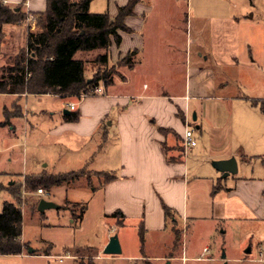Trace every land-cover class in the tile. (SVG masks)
I'll return each mask as SVG.
<instances>
[{
  "label": "crops",
  "instance_id": "1",
  "mask_svg": "<svg viewBox=\"0 0 264 264\" xmlns=\"http://www.w3.org/2000/svg\"><path fill=\"white\" fill-rule=\"evenodd\" d=\"M128 1L108 0L106 11L108 10L114 18L118 6ZM3 2L9 7H21L25 13L29 11L35 15L44 12L47 8V0H3ZM166 2V0H139L134 14L125 18V24L131 31H120L121 44L117 46L113 42L110 53L111 57L123 58L135 50L132 55L133 66L126 65L133 75L132 78H135L137 73L147 72L155 78H165L169 86L163 85L158 80L143 81L142 84H138L134 79L129 80L125 72L121 78H114V83L104 89L103 94L90 95L80 100L75 110L70 108L72 101L67 96L51 93H0L11 98L12 106L17 98L21 104L23 98L33 95L39 100L46 96H55L66 102L65 106L60 108L46 106L43 102L36 106L26 104L23 107L22 116L27 118L26 130L29 135L33 134L30 145L38 153L33 159L34 166L31 168L33 171L49 166L52 169L50 172L56 173L58 162L63 165H66L67 161L70 163L69 160L62 161V159L72 160L78 149L91 142L92 155L85 160L83 167L115 174L113 180L104 184L102 182L98 187L102 192V219L108 221V227L111 228V232L104 236L99 246H87L92 248L91 250L94 251L92 257L98 261L112 258L166 264L170 260L172 264L176 257L182 261H188L189 258L196 259L189 257L192 249L184 234V225L189 222V205L192 202L199 204L204 202L199 187H191L189 173L192 167L212 169L214 166L217 169L214 165L215 161L235 157L239 167L248 164L252 165V169L258 166L259 169H264V112L260 106V102H264V95L242 96L231 92L229 82L222 77L221 80L212 81L208 85L205 79L209 76L204 74L206 71L202 66L199 67L201 71L195 74L192 73L191 68L189 71L186 68L185 83L181 84L180 88H176L172 80L174 75L178 74L175 73L172 63L192 60L189 48L191 40L187 37L179 43V39H174L172 34L160 37L152 34L151 25L156 15L165 16L169 13L166 9L168 7L164 6ZM209 23L213 32L212 46L219 48L215 54L217 64L230 69L240 66L239 56L242 45L239 18L213 16ZM163 24L165 28L162 29L165 31L167 23L163 22ZM10 26L6 41L11 45V49H15L17 44L20 45L17 43L19 34L21 41L25 40V27L22 23ZM176 31L180 32V29L177 28ZM127 39L130 43L125 48ZM185 45L184 52L182 47ZM82 53L84 52H78L76 57L81 54L80 59H84ZM199 55L205 60L209 58L202 52ZM159 62L162 63L160 66ZM155 63L157 70L154 67ZM117 80L123 84H118ZM207 99L218 102L213 110V122L206 125L208 133L210 135L211 132L213 133V137H209L207 141L209 148L205 150V147H200L197 133L191 127L197 145L186 150L183 143L186 118L188 116L191 126V112H193V118L194 114L196 115L195 123L198 124L195 128L201 129L207 120L205 108L199 113L195 109L199 103L202 104ZM254 100L259 101V104L255 105ZM72 111H78L79 118L75 121L66 120L65 116ZM11 128L15 131L13 124ZM112 140L115 143L113 150L108 148V143ZM198 159H201L202 164H196L195 161ZM209 159L214 162L208 168L205 163ZM221 173L223 175V172ZM223 177L227 176L223 175ZM245 180L251 181L254 187L244 199L253 209L254 215L264 219V174L259 177H237L238 183ZM77 182L72 185H76ZM69 185L71 187V184ZM70 187L66 186V188ZM218 187H215L217 190L213 193L232 189L222 184ZM98 188L92 189L93 195L98 192L95 190ZM163 204L173 210L172 217L167 218ZM116 211H121L124 218L111 216ZM190 218L196 222L201 217L195 214ZM129 223H133V227H136L139 238L140 228L144 227V243L141 241L143 254L133 252L130 235L122 230ZM180 225L183 226L182 244L178 252L181 254L171 256L175 249L174 230ZM166 232L169 238L161 241L163 252H154L153 241L152 245L150 244L151 239L163 237ZM113 234L119 237L122 253L105 255L103 249ZM259 238L258 245L260 249L263 247V250L260 251L259 256H253L251 246V251L246 252L247 264H264V236L260 235ZM206 247L207 245L203 247V252Z\"/></svg>",
  "mask_w": 264,
  "mask_h": 264
},
{
  "label": "rangeland",
  "instance_id": "2",
  "mask_svg": "<svg viewBox=\"0 0 264 264\" xmlns=\"http://www.w3.org/2000/svg\"><path fill=\"white\" fill-rule=\"evenodd\" d=\"M166 1L164 6L168 7L166 9L169 13L165 16L156 15L151 25L152 34L155 37L172 34L174 39H179V43H182L187 37L191 40L189 48L192 60L172 63L175 73L178 74L174 75L172 80L176 88H180L181 84L184 85L186 68L188 71L191 68L192 73L195 74L201 71L199 67L202 66L206 71L204 74L209 76L205 79L208 81V85L212 81L221 80L220 77H222L226 82H229L231 92L242 96L260 97L264 95V0ZM107 8L108 0H94L91 4L92 12H104ZM213 16L237 17L241 21L239 28L242 45L239 56L241 63L237 68L230 69L217 64L215 54L219 48L216 49L212 46L213 32L209 23ZM36 17L34 30L29 29L25 20L21 22L25 27V40L22 42L19 34L17 43L20 45L17 44L15 49H11V45L6 41L9 26L13 24L2 25L0 76L2 71L12 67L16 58L24 50L26 51L28 34L30 31L39 29L40 16L37 15ZM163 22L167 23L165 31L162 29L164 27ZM177 28L180 29V32L176 31ZM129 43V39H127L124 47L126 48ZM182 49L185 52L186 45ZM102 51L82 53V57L86 60L87 75H92L98 69L99 63L95 59ZM200 52L209 58L205 60L203 56L200 57ZM80 57L81 54H78L77 58ZM122 59L119 56H112L110 59L109 67L114 71L113 78L119 79L126 72L129 80L134 79L138 84H142L143 81L158 80L163 85H168L165 78H155L147 72L137 73L135 78H132L133 75L127 69L129 67L123 63ZM158 64L160 66L162 63L159 62ZM154 67L156 70L158 69L157 63ZM117 83L123 84L120 80H117ZM66 96L70 101L79 103V97L76 94ZM40 102L56 108L66 104L65 101L55 96H46L39 100L33 95L23 98L21 104L17 98L12 106L11 98L8 95L0 94V213L3 210L4 201L13 200V195L7 187L17 185L16 187L19 188L21 185L20 196L23 213L21 239L25 244L22 254H0V264H80V261L89 264L91 259L96 264H152L147 260L126 261L112 258L98 261L92 257L94 252L91 250L92 248L87 247L88 245L99 246L104 236L111 232L108 221L102 219V192L98 188L105 181L104 175L87 166L83 167L85 160L92 155L93 143L90 142L78 149L72 160L62 159V161L69 160L70 163L68 161L66 165L57 163L56 173L68 172L73 169L76 172H81L79 182L76 185L71 183L70 187L69 184H63L51 191L44 190V194L38 193L39 187L33 190L25 187L27 175H39L42 172L52 170L49 166L35 171L31 169L34 166L33 159L38 153L30 145L33 134L29 135L27 132V118L22 116V112L26 104L36 106ZM217 105L218 102L212 99L204 100L202 104H198L195 110L199 113L202 108H205L207 119L201 129L195 128L198 124L195 123L193 112H191V127L197 133L200 147H205V150L209 148L207 146L209 137H213L212 132L211 135L208 133L206 125L213 122V110ZM11 124L15 126V131L11 128ZM114 144V140H112L108 143V148L114 149ZM195 162L199 165L202 164L201 159ZM213 162L214 160L209 159L206 160L205 164L209 168ZM192 168L189 173L192 182L191 187H199L204 202L202 204L192 202L189 205V222L184 225V234L192 249V252L189 251V257H196V259L189 258L188 261H182L176 257L172 264H247L245 258L249 247L252 246L253 248V256H259L260 251L263 250V247L259 248L258 239L260 240V235L264 236V219L254 215L253 209L244 199L251 192L254 184L248 180L238 183L237 177H259L264 174V169H259V166L252 169V165L245 164L238 166L236 174L231 173L227 177H223L222 173L214 166L212 169H198V167L195 169L194 166ZM220 184L232 189L218 190L213 193L217 190L215 187ZM66 186L70 188H66ZM94 188H98L95 189L98 190L95 195L92 191ZM42 198L53 200L59 203L62 208L39 211L38 203ZM83 206H86L83 217H75V212L72 209H75L76 213H80ZM195 214L201 217L196 222L190 218L191 215ZM133 226V223H129L122 230L130 235L133 252L143 254L141 240L136 227ZM182 227V225L176 227L181 234V239L173 250L172 256L181 254L178 252L182 244ZM166 233L163 237L158 236L151 239L150 244L152 245L153 241L154 252H163L161 241L169 238L168 232ZM206 245L210 252H203V247ZM30 249L35 250L31 253L29 252ZM223 255L226 256L225 259H222Z\"/></svg>",
  "mask_w": 264,
  "mask_h": 264
},
{
  "label": "trees",
  "instance_id": "3",
  "mask_svg": "<svg viewBox=\"0 0 264 264\" xmlns=\"http://www.w3.org/2000/svg\"><path fill=\"white\" fill-rule=\"evenodd\" d=\"M92 1L47 0L46 10L36 14L40 16L39 29L28 34L26 51L24 50L16 58L12 67L3 71L0 77V93H51L66 96L79 95L97 86L106 89L112 85L114 71L109 67L110 47L113 42L117 46L121 44L120 31H131L125 24V18L134 14L139 0H129L126 4L119 5L114 18L108 10L91 12ZM25 17L26 13L21 7H9L0 0V38L3 24L21 23ZM97 50H103L95 59L99 67L87 77L86 60L77 58L76 54ZM135 52V50L131 51L123 57L122 61L125 65L133 66L132 55ZM253 103L257 105L259 101L254 100ZM260 106L264 112V102H260ZM78 118V111H72L65 116L68 121H75ZM100 174L105 178L103 184L115 178V174L111 172L104 171ZM80 176L81 172L74 170L59 173L42 172L39 175H27L25 187L29 190L39 187L51 191L63 184L77 182ZM16 186L7 187L13 195V200H5L0 213V254L3 255L22 254L25 246L21 239L23 223L21 185L19 188ZM163 206L167 218L172 217L173 210L166 204ZM85 208L86 206H83L80 213L72 209L75 217L82 218ZM111 216L124 218L121 211H116ZM144 234V227L141 226L142 243H144ZM174 236V247H176L181 239L177 229L174 230ZM80 264L85 263L80 261ZM89 264L96 263L91 259Z\"/></svg>",
  "mask_w": 264,
  "mask_h": 264
},
{
  "label": "water",
  "instance_id": "4",
  "mask_svg": "<svg viewBox=\"0 0 264 264\" xmlns=\"http://www.w3.org/2000/svg\"><path fill=\"white\" fill-rule=\"evenodd\" d=\"M196 115L194 114V119ZM215 167L223 172L224 176H228L230 173L236 174L238 172V163L235 157H230L228 159L217 160L214 162ZM60 205L53 200H48L42 198L39 200L38 203V210L45 211L46 209L50 208H59ZM251 248L247 249V252H250ZM29 252L33 253L34 249H30ZM104 254L106 255H119L122 253V247L119 241V237L117 234H113L110 238L108 243L103 249ZM225 255L222 256V259H225ZM166 264H171L170 260L166 262Z\"/></svg>",
  "mask_w": 264,
  "mask_h": 264
},
{
  "label": "built area",
  "instance_id": "5",
  "mask_svg": "<svg viewBox=\"0 0 264 264\" xmlns=\"http://www.w3.org/2000/svg\"><path fill=\"white\" fill-rule=\"evenodd\" d=\"M37 17L34 13H31L29 11L26 12V17H25V22L27 23L29 29L34 30L35 26H34V22L36 21ZM104 93V88L102 86H97L95 88H92L90 91L88 92H82L79 95H76L77 97H79V101L86 98L87 96L90 95H97V94H103ZM77 104L76 102H71L70 103V108L72 110H75L77 108ZM183 143L184 146L186 148V150L194 147L197 145V139L195 138L194 135V131L190 126V122H189V118L187 116L186 118V122H185V130H184V135H183ZM38 193L40 194H44V189L43 188H39L38 189ZM114 230V229H113ZM204 252H210L209 248H205Z\"/></svg>",
  "mask_w": 264,
  "mask_h": 264
}]
</instances>
